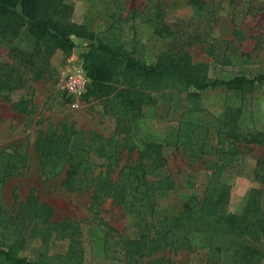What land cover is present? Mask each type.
Returning a JSON list of instances; mask_svg holds the SVG:
<instances>
[{"label":"rangeland","instance_id":"obj_1","mask_svg":"<svg viewBox=\"0 0 264 264\" xmlns=\"http://www.w3.org/2000/svg\"><path fill=\"white\" fill-rule=\"evenodd\" d=\"M65 1L73 6L72 20L86 25L94 39L72 37L75 45L68 54L55 50L48 58L51 71L46 77L34 80L30 68L21 63L22 56L14 58L13 52L0 42V66L15 65L22 79V85L10 94L11 99L25 96L33 105L29 113L16 112L0 94V148L8 152L18 149L28 156V166L0 184V208L9 214L17 212L13 194L24 201L32 189L53 208L55 221L79 220L86 232L90 222L99 220L112 235L128 240L143 238L146 242L145 252L130 261L117 244L110 247L104 258L86 253L87 264H240L233 254V239L240 248L243 244L260 252L261 255L255 256L259 261L250 264H264V170L257 166V160L264 155V141L258 144L244 140L247 128L264 132V81L230 90L221 87L197 90L169 80L158 89L155 100L144 104L132 119L120 115L118 118L113 101L84 98V94L78 99V106L73 107L75 99L62 86L68 60L82 59L81 53L96 40L118 46L122 54L130 53L154 65L159 57L170 55V40L175 36L182 39V54L191 63L206 66L208 78L229 80L236 76L264 75V0H203L206 4L201 9L190 5L188 0ZM132 10L136 12L132 14ZM159 11L161 16L156 17ZM155 25L169 27L172 35L166 31L161 36L154 35ZM19 45L25 47V43ZM177 91L185 95V118H190V113L198 114L206 127L208 122H215L206 141L215 144L216 151L205 152L203 128L186 124V120L180 119L181 110L173 112ZM236 110H241L239 120L243 129H237L239 137L234 139L225 133L237 117ZM60 121L72 124L82 136L96 133L103 142L109 141L112 151H120L116 171L126 163H136L139 151L146 145H160L165 163L151 173L148 181L152 185L149 197L152 210L144 209L135 215L111 197H104L98 206L92 207V183L88 188L68 189L63 183L65 169L46 179L41 174L34 141L39 131H53ZM189 126L195 130L186 133ZM226 150L232 154L228 165L224 164L228 155H220ZM102 161L95 165L93 174L104 168L100 165ZM252 188L259 190L263 215L249 227L254 236L232 232L225 235L227 241L218 242L212 237L217 226L214 223L222 215L241 216ZM185 203L194 210H202L203 219L210 223L202 226L205 240L186 241L178 230L173 236L170 231L166 241L161 239L162 220L179 216ZM192 222L189 219L186 225ZM250 222L244 219L242 225ZM28 234L14 249L15 255L36 261L41 253L39 242ZM82 237L86 239V233ZM68 243L67 239L54 241L49 253L64 252ZM0 264L9 263L0 261Z\"/></svg>","mask_w":264,"mask_h":264},{"label":"trees","instance_id":"obj_2","mask_svg":"<svg viewBox=\"0 0 264 264\" xmlns=\"http://www.w3.org/2000/svg\"><path fill=\"white\" fill-rule=\"evenodd\" d=\"M188 3L201 9L206 3L203 0H188ZM136 11L132 10L134 14ZM73 6L65 0H0V42L4 43L13 57L22 56L21 63L30 68L34 80L44 78L51 71L48 58L59 49L68 54L75 43L72 37L94 39V34L86 25L72 20ZM159 11L156 17H160ZM172 35L169 27L158 28L152 26V33L161 36L164 32ZM25 43V47H20ZM127 43L126 45H129ZM170 55L167 58L159 57L154 65H148L130 53L122 54L118 46L111 47L102 40H96L88 45V49L81 53L84 69L90 83L84 93V98L94 97L107 99L115 104L116 116L134 118L144 104L155 100L156 92L169 80L177 81L184 87L203 90L208 87H221L227 90L235 89L255 82L262 83L264 75L248 78L236 76L232 79L208 78L205 74L204 64L191 63L182 54L183 41L175 36L170 40ZM126 51L127 47H123ZM22 85L21 76L13 64L0 66V94L11 102L14 111L29 113L33 105L25 96L11 99L10 94ZM181 110L180 119L186 124L200 126L205 130L202 146L205 152L216 151L215 144L207 140L211 134V127L215 122H208L204 126L198 114L187 115L185 95L181 91L174 92L173 112ZM241 110H236L237 117L226 129L227 137H239L237 129H243L239 120ZM119 118V117H118ZM188 119V120H187ZM227 123L223 124L224 126ZM245 129V128H244ZM195 130L190 126L186 133ZM244 140L252 143H262L264 132L249 130L247 128ZM223 131H221L222 133ZM91 133L88 137L82 136L74 126L67 121H60L55 130L50 132L39 131L34 141V150L40 164L41 174L47 179L66 170L64 185L70 190L84 189L91 186V206H98L104 197H111L117 204L124 205L131 213L141 214L145 209L152 210L150 191L152 185L148 184L151 173L164 166L165 157L160 145H146L139 151L136 163H126L117 171V161L120 151H112L109 141ZM225 155L224 164H230L229 150L222 152ZM102 159L103 169H94ZM28 166L26 152L18 149L5 151L0 148V184L12 174L21 173ZM257 166L264 170V155L257 160ZM116 172V175L113 174ZM264 177V172L262 174ZM13 202L17 204L18 211L9 214L0 208V261L9 264H87L85 254L92 257L104 258L110 252V247L119 244L125 257L130 261L135 256L143 254L146 242L123 239L119 235H112L106 230L101 221H92L84 232L79 220L63 219L55 221L53 208L35 195L31 189L24 201L13 194ZM261 199L259 190L252 188L246 198L241 216L222 215L212 231V237L218 242L227 241L225 235L235 232L237 235L247 233L251 223L263 216L261 214ZM202 210L193 209L185 203L179 216H167L161 222L160 238L167 240L168 233L172 236L178 230L185 240L201 242L203 227L206 223ZM192 219V223L186 222ZM244 219L250 224L242 225ZM264 220V219H263ZM253 225V224H252ZM210 231V230H209ZM38 239L41 253L36 261L28 260L24 256L15 255V248L25 239V234ZM86 233V239L83 234ZM190 234V236H189ZM217 234H222L218 236ZM220 237V238H219ZM68 240L64 252L49 253L50 246L56 240ZM231 241V239H230ZM233 254L240 264H250L259 261L255 256L261 255L259 251L247 245H241L233 239ZM236 244V246H235ZM5 246V247H4Z\"/></svg>","mask_w":264,"mask_h":264},{"label":"built area","instance_id":"obj_3","mask_svg":"<svg viewBox=\"0 0 264 264\" xmlns=\"http://www.w3.org/2000/svg\"><path fill=\"white\" fill-rule=\"evenodd\" d=\"M90 83V79L84 69L82 59L68 60V63L63 71L62 86L63 89L73 97V107H77L78 99L86 92V88Z\"/></svg>","mask_w":264,"mask_h":264}]
</instances>
